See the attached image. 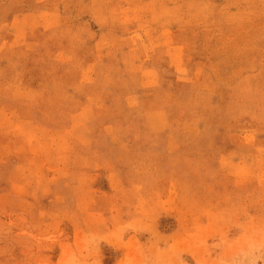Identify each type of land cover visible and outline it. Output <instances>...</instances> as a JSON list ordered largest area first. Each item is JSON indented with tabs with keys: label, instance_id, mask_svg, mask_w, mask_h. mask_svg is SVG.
I'll return each instance as SVG.
<instances>
[{
	"label": "rangeland",
	"instance_id": "obj_1",
	"mask_svg": "<svg viewBox=\"0 0 264 264\" xmlns=\"http://www.w3.org/2000/svg\"><path fill=\"white\" fill-rule=\"evenodd\" d=\"M0 264H264V0H0Z\"/></svg>",
	"mask_w": 264,
	"mask_h": 264
}]
</instances>
